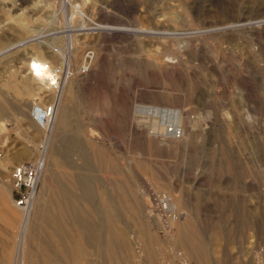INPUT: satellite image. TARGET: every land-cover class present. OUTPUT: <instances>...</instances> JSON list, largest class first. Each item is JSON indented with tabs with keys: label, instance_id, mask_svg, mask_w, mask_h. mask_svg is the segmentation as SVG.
<instances>
[{
	"label": "rangeland",
	"instance_id": "obj_1",
	"mask_svg": "<svg viewBox=\"0 0 264 264\" xmlns=\"http://www.w3.org/2000/svg\"><path fill=\"white\" fill-rule=\"evenodd\" d=\"M0 53V264H264V0H0ZM59 53L55 87L26 73ZM63 82L50 138L28 108ZM40 156L25 215L10 167Z\"/></svg>",
	"mask_w": 264,
	"mask_h": 264
},
{
	"label": "bare ground",
	"instance_id": "obj_2",
	"mask_svg": "<svg viewBox=\"0 0 264 264\" xmlns=\"http://www.w3.org/2000/svg\"><path fill=\"white\" fill-rule=\"evenodd\" d=\"M56 53H58V52H56ZM59 55H60V53H59ZM52 57H55V56L52 55ZM60 58H61L60 59L61 62L67 63L64 53H62V55H60ZM26 64H27L26 65L27 66L26 67L27 68V74L31 78H33L34 80L39 81V83H41V85L44 88L49 87L46 84L47 83L46 80L48 78H50V76H51V78L54 77V73H52V69L50 68V66L47 63L40 61L39 59H36V58L28 59ZM68 92H69V88H67L65 86V83L62 84L58 88L57 97L59 98V101L57 102V105H55V109L53 106L52 112L50 113V116H49V120H50L49 129H48V131H46V134L50 132V135H49L50 138L52 136H54L59 130H62L64 126H65V129H67L66 126H68L71 129H74L76 127V126L71 125V121L69 120L70 116L65 111V108H66L65 103L67 100ZM135 108H136L135 109L136 112H140L142 114H145V115H141V116H143V118H144V116H147V118L153 119L152 120L153 128L158 131V133L157 132L155 133V136L156 137L161 136L162 139L165 140V142H169L173 138H178L183 134L182 129L179 128L180 112L178 110H174V109L165 110V109H160L157 107L156 108H146V107H141V106H137ZM169 127H170V129H169ZM69 128H68V130H69ZM52 160H53V155L49 153L48 158H47V164H46L45 170L43 171L44 178L48 173V170H49L51 163H53ZM31 206H32V203H31L28 210H23V209L19 208L18 206L17 207L20 210H22L26 215L30 212ZM28 224H29V219L25 217L22 220V224H21V235H22V237H21V241H19L20 244H23V240H24L23 236L27 230L26 228H27ZM137 248L139 250V253L141 254L143 252L144 248H142L140 246ZM106 257H107V259H111V256L109 254H107Z\"/></svg>",
	"mask_w": 264,
	"mask_h": 264
},
{
	"label": "built area",
	"instance_id": "obj_3",
	"mask_svg": "<svg viewBox=\"0 0 264 264\" xmlns=\"http://www.w3.org/2000/svg\"><path fill=\"white\" fill-rule=\"evenodd\" d=\"M91 58V51H85L84 59L85 63ZM68 65L62 62L60 65L52 67V73L54 77L48 78L46 84L49 87H55L57 80L62 73L67 74ZM66 76V75H65ZM56 84V85H55ZM48 88V87H45ZM53 100L32 101L28 108V117L30 121L42 132H46L49 129V116L54 106ZM3 156V152L0 146V160ZM43 167L42 156L36 157L29 161H22L13 164L10 167L9 177L13 188L17 192V196L12 199L14 205L23 210H28L35 194L36 185L39 175ZM1 168H0V182H1Z\"/></svg>",
	"mask_w": 264,
	"mask_h": 264
},
{
	"label": "crops",
	"instance_id": "obj_4",
	"mask_svg": "<svg viewBox=\"0 0 264 264\" xmlns=\"http://www.w3.org/2000/svg\"><path fill=\"white\" fill-rule=\"evenodd\" d=\"M4 52H2V53H4ZM2 53H0V54H2ZM26 73H27V68H26ZM3 102H4V99L0 98V115H4L5 114V112L3 111V108L1 106L3 104ZM39 208H43V207H39ZM43 210L45 211L46 209H39L38 211H43Z\"/></svg>",
	"mask_w": 264,
	"mask_h": 264
}]
</instances>
